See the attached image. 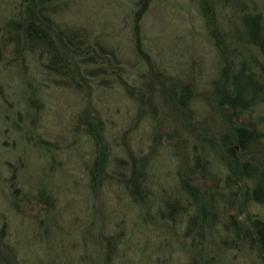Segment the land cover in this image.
<instances>
[{
    "label": "trees",
    "instance_id": "obj_1",
    "mask_svg": "<svg viewBox=\"0 0 264 264\" xmlns=\"http://www.w3.org/2000/svg\"><path fill=\"white\" fill-rule=\"evenodd\" d=\"M83 1L0 0V264H264V0H188L205 64L152 56L153 0L107 36Z\"/></svg>",
    "mask_w": 264,
    "mask_h": 264
},
{
    "label": "rangeland",
    "instance_id": "obj_2",
    "mask_svg": "<svg viewBox=\"0 0 264 264\" xmlns=\"http://www.w3.org/2000/svg\"><path fill=\"white\" fill-rule=\"evenodd\" d=\"M173 1L153 0L151 6L152 8L148 9L151 10L145 16L143 28L145 30V35H147L146 42L149 45L152 56L158 59V61H161L160 54L163 53L162 51H166L168 53L170 49H173L179 54V51H181L183 54V59H181L182 61H186V59L190 56H194L196 59L202 58L203 60L199 59L201 61H208L210 59V55L208 54V51L203 50V46L199 42V38L202 35V28L194 6L189 4L188 0ZM128 3L129 0H84L82 8H75V11L65 14V22L67 25H83L90 27V30L94 35L102 32L105 36H107L106 34H108V32H112L113 25L117 26L116 23H119L118 19L121 16H117L116 12L118 14H122L124 10H127L125 5ZM108 41L114 43L112 38L108 39ZM120 41L127 44L126 40L123 38H121ZM123 42L118 44V47L120 48L119 53H121V57L126 60V58L128 59V51L123 49L125 46ZM200 45L202 47H200ZM123 51L125 52L123 53ZM172 59L173 58L169 61H172ZM176 60H173L172 62H175ZM205 61L204 64L206 63ZM97 97V105L102 110V116L107 122L109 121L108 124L110 127H112L111 125L115 120L118 123H121L124 117H122V115H113V110L108 101L105 98L102 99L99 95H97ZM76 99L77 97L70 96L69 101L72 102V105L53 107L54 110L61 113V115H58V117H60V121L57 123L54 120V125H61L65 122L66 117L69 116L76 108L73 106V104H76ZM114 109L118 112L120 111L124 113V111L122 109H118L117 106H114ZM55 117H57V115ZM118 127L122 128L121 125H118ZM52 131L53 130L47 127L44 131H42V133H54ZM22 137L25 136L21 130L14 131L13 140L15 142V147L18 148L19 141ZM4 141L5 139L0 138L1 144ZM135 144H137L138 147L143 148L142 139L140 141H135ZM28 149H30L29 146ZM3 150V148L2 150L0 149V158L2 157L5 159L7 155L3 154ZM33 163L38 162L35 160L33 162L27 160L24 163L28 166L25 167L24 170L25 174H27L29 178L28 183L31 185L35 184L37 181L36 171L34 167H32ZM1 170L0 164V173H2ZM15 242H18V239H16Z\"/></svg>",
    "mask_w": 264,
    "mask_h": 264
},
{
    "label": "bare ground",
    "instance_id": "obj_3",
    "mask_svg": "<svg viewBox=\"0 0 264 264\" xmlns=\"http://www.w3.org/2000/svg\"><path fill=\"white\" fill-rule=\"evenodd\" d=\"M25 167H28V166H27V165H25V166H24V168H25ZM14 181H15V182H13V183L15 184V183H16V179H15Z\"/></svg>",
    "mask_w": 264,
    "mask_h": 264
}]
</instances>
